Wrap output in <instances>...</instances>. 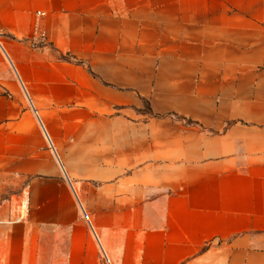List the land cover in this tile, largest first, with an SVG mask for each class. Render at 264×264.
Returning a JSON list of instances; mask_svg holds the SVG:
<instances>
[{
    "label": "crops",
    "instance_id": "obj_1",
    "mask_svg": "<svg viewBox=\"0 0 264 264\" xmlns=\"http://www.w3.org/2000/svg\"><path fill=\"white\" fill-rule=\"evenodd\" d=\"M21 188L0 264H264V0H0Z\"/></svg>",
    "mask_w": 264,
    "mask_h": 264
},
{
    "label": "built area",
    "instance_id": "obj_2",
    "mask_svg": "<svg viewBox=\"0 0 264 264\" xmlns=\"http://www.w3.org/2000/svg\"><path fill=\"white\" fill-rule=\"evenodd\" d=\"M5 207V216L2 215V208ZM27 192L24 188L20 191L7 195L0 193V226L3 223H17L23 220L26 215Z\"/></svg>",
    "mask_w": 264,
    "mask_h": 264
},
{
    "label": "rangeland",
    "instance_id": "obj_3",
    "mask_svg": "<svg viewBox=\"0 0 264 264\" xmlns=\"http://www.w3.org/2000/svg\"><path fill=\"white\" fill-rule=\"evenodd\" d=\"M147 105L148 104H146V102L143 101V105H142L141 108H139V110H141L142 112H145L146 110H148ZM0 193H4L5 194L6 192L2 191ZM6 194L8 195V193H6ZM26 218H27V215H25L24 218H23V220L20 221V222H17V223H6L5 225L10 226V227L11 226H24V225H26ZM85 225H86V227H87V229H88L91 237H95L94 229H93L90 221L87 218L85 219ZM21 237H22L21 235H15L14 238H13V242H18L19 241V238H21ZM50 240H51V238L48 236L47 241H50ZM100 255H101V260H102L101 261V264H109L108 261H107V259L103 255V253H101Z\"/></svg>",
    "mask_w": 264,
    "mask_h": 264
},
{
    "label": "trees",
    "instance_id": "obj_4",
    "mask_svg": "<svg viewBox=\"0 0 264 264\" xmlns=\"http://www.w3.org/2000/svg\"><path fill=\"white\" fill-rule=\"evenodd\" d=\"M146 104H147V102H146ZM147 108L149 109V106L147 105Z\"/></svg>",
    "mask_w": 264,
    "mask_h": 264
}]
</instances>
